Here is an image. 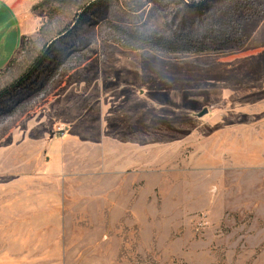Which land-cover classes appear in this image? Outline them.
<instances>
[{"label": "rangeland", "instance_id": "rangeland-1", "mask_svg": "<svg viewBox=\"0 0 264 264\" xmlns=\"http://www.w3.org/2000/svg\"><path fill=\"white\" fill-rule=\"evenodd\" d=\"M8 1L0 91L93 0ZM101 8L0 123V264H264V0Z\"/></svg>", "mask_w": 264, "mask_h": 264}, {"label": "trees", "instance_id": "trees-1", "mask_svg": "<svg viewBox=\"0 0 264 264\" xmlns=\"http://www.w3.org/2000/svg\"><path fill=\"white\" fill-rule=\"evenodd\" d=\"M105 2H107V0H93L87 4L83 13L78 14L73 23L61 32L56 40L43 49L28 72L10 86L0 91V123H2L1 121L6 117L10 116L25 98L31 96V94H37L43 91L45 86L43 84L39 86V82L42 76L45 75L44 72H47L44 68L47 62L55 56L56 60H58L57 57L59 58L60 56L67 55L76 48L75 46H78L77 41H72L71 38L76 36L79 24L87 23V17L93 14L94 16L98 15L96 14L97 12L103 11V13H105L104 9L101 8ZM75 23L76 25L74 26ZM59 43H62V46H64L68 52L55 51V46Z\"/></svg>", "mask_w": 264, "mask_h": 264}, {"label": "crops", "instance_id": "crops-1", "mask_svg": "<svg viewBox=\"0 0 264 264\" xmlns=\"http://www.w3.org/2000/svg\"><path fill=\"white\" fill-rule=\"evenodd\" d=\"M1 1L3 3H6V4L9 3L8 0H1ZM34 187H37V186L36 185H32V186H29L28 189H23V194L26 197L27 202L29 203V205H28L29 209H28L27 212H28V215L30 217V221H34V220L38 219L36 217V215L39 216V220L40 221H48V220L52 219L51 217H49V218L47 217L48 215L50 216V214L47 212L48 211L47 207H48L50 199L47 198V194L46 193H44V194L36 193V192L41 191V190H43V191L47 190V188H41V189H37L36 188V189H33ZM61 189L62 190H67L66 189V185L63 184ZM27 190L29 191V193H25L24 192V191H27ZM33 191H35V192L32 193ZM61 198H62V196H61ZM14 201H18V200L14 199ZM65 203H66L65 200L62 198L61 206L64 207Z\"/></svg>", "mask_w": 264, "mask_h": 264}, {"label": "water", "instance_id": "water-1", "mask_svg": "<svg viewBox=\"0 0 264 264\" xmlns=\"http://www.w3.org/2000/svg\"><path fill=\"white\" fill-rule=\"evenodd\" d=\"M77 23V22H76ZM76 23L74 24V26L76 25ZM208 110H205L201 115L200 117L204 116L206 113H207Z\"/></svg>", "mask_w": 264, "mask_h": 264}]
</instances>
